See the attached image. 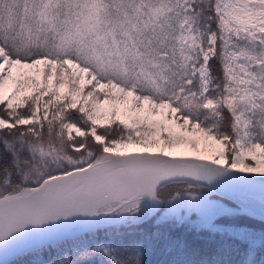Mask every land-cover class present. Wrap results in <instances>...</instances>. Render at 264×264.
<instances>
[{
	"label": "snow or ice",
	"instance_id": "6c2138e0",
	"mask_svg": "<svg viewBox=\"0 0 264 264\" xmlns=\"http://www.w3.org/2000/svg\"><path fill=\"white\" fill-rule=\"evenodd\" d=\"M262 177L264 0H0V264H264Z\"/></svg>",
	"mask_w": 264,
	"mask_h": 264
},
{
	"label": "rangeland",
	"instance_id": "374dc122",
	"mask_svg": "<svg viewBox=\"0 0 264 264\" xmlns=\"http://www.w3.org/2000/svg\"><path fill=\"white\" fill-rule=\"evenodd\" d=\"M14 88H15V86L12 85V84H10L8 86V88H7V91L10 93L11 91L14 90ZM201 148H203V143L201 144ZM175 154L195 155V156L200 155V156H203V157H206V158H210L211 159V152L205 153V152L202 151L201 153H196V152L192 151L188 147H185L184 149L177 150Z\"/></svg>",
	"mask_w": 264,
	"mask_h": 264
},
{
	"label": "water",
	"instance_id": "95a60500",
	"mask_svg": "<svg viewBox=\"0 0 264 264\" xmlns=\"http://www.w3.org/2000/svg\"><path fill=\"white\" fill-rule=\"evenodd\" d=\"M177 157H187V158H192V157H195V155H184V154H175ZM205 158V162H210V158H206V157H204ZM243 174H245V175H257V174H250V173H243ZM262 178H264V177H262Z\"/></svg>",
	"mask_w": 264,
	"mask_h": 264
},
{
	"label": "trees",
	"instance_id": "16d2710c",
	"mask_svg": "<svg viewBox=\"0 0 264 264\" xmlns=\"http://www.w3.org/2000/svg\"><path fill=\"white\" fill-rule=\"evenodd\" d=\"M192 239L195 241L196 240V238L195 237H192ZM197 242H199V241H197Z\"/></svg>",
	"mask_w": 264,
	"mask_h": 264
}]
</instances>
